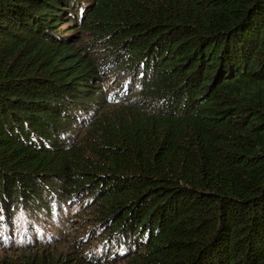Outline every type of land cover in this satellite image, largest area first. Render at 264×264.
Instances as JSON below:
<instances>
[{"label":"trees","instance_id":"16d2710c","mask_svg":"<svg viewBox=\"0 0 264 264\" xmlns=\"http://www.w3.org/2000/svg\"><path fill=\"white\" fill-rule=\"evenodd\" d=\"M0 264H264V0H0Z\"/></svg>","mask_w":264,"mask_h":264},{"label":"rangeland","instance_id":"374dc122","mask_svg":"<svg viewBox=\"0 0 264 264\" xmlns=\"http://www.w3.org/2000/svg\"><path fill=\"white\" fill-rule=\"evenodd\" d=\"M69 28H70V29H73L74 26H70ZM95 47H96V46H92L90 49L95 48ZM96 48H97V47H96ZM90 49H89V50H90ZM98 49H101V47L98 46ZM90 54H91L92 57L98 55V53H96V51H91Z\"/></svg>","mask_w":264,"mask_h":264}]
</instances>
